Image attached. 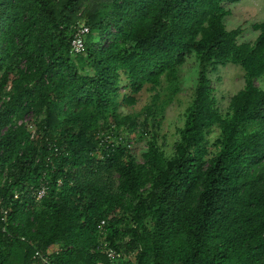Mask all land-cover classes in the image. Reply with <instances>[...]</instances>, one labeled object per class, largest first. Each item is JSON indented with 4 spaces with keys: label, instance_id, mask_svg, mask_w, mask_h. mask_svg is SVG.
<instances>
[{
    "label": "trees",
    "instance_id": "1",
    "mask_svg": "<svg viewBox=\"0 0 264 264\" xmlns=\"http://www.w3.org/2000/svg\"><path fill=\"white\" fill-rule=\"evenodd\" d=\"M239 1L0 0V264H38L37 250L55 264H264V21L239 43L224 23ZM191 55L198 79L168 154L162 121ZM227 64L244 87L223 111L211 75ZM146 86L151 103L122 113ZM101 221L119 261L98 251Z\"/></svg>",
    "mask_w": 264,
    "mask_h": 264
},
{
    "label": "rangeland",
    "instance_id": "2",
    "mask_svg": "<svg viewBox=\"0 0 264 264\" xmlns=\"http://www.w3.org/2000/svg\"><path fill=\"white\" fill-rule=\"evenodd\" d=\"M231 14L224 19L227 30L232 31L241 27L243 33L238 38L239 43L254 42L258 32L253 29L255 23L264 21V0H240L237 3L226 4ZM180 92L174 101L167 107L162 121V139L165 150L168 154L173 152V147L178 139V129L184 123L183 114L190 103L198 79V61L195 55L187 58L184 65L179 68ZM212 85L215 88V96L218 106L225 111L229 104V99L244 87V75L242 70L233 64L221 66L219 70L211 75ZM257 85L264 88V82L256 81ZM127 91L120 89L123 95ZM152 93L146 86L135 96L137 102L133 106H128L119 100V110L122 113H138L151 103ZM164 97V94L162 95ZM132 154L137 157L138 162H143V154L147 150L146 140H139L136 137L131 141Z\"/></svg>",
    "mask_w": 264,
    "mask_h": 264
},
{
    "label": "built area",
    "instance_id": "3",
    "mask_svg": "<svg viewBox=\"0 0 264 264\" xmlns=\"http://www.w3.org/2000/svg\"><path fill=\"white\" fill-rule=\"evenodd\" d=\"M90 29L85 25H80L71 40V49L74 54H80L85 50L86 45V37L89 34ZM30 119V116H26L23 120H20L18 122L19 125H22L23 123L28 122ZM30 131L34 135V129L32 126H29ZM47 160H50L47 158ZM5 176V174H4ZM46 172L43 173V176L41 177V181L39 185H32L28 187L27 189V195L31 197L32 200L35 202H40L44 198L47 197L49 193V184L46 180ZM5 181V179H4ZM62 182L58 181V185H61ZM24 193V192H23ZM22 193L16 191L15 192V198H19ZM1 202V198H0ZM6 214V212H4ZM106 221H101L98 225V230L100 232V240L98 245V251L105 254L107 258L110 261H119L122 259L124 255L123 250H117L114 247H111L106 239ZM24 240V238H22ZM34 261L38 264H55L53 263V260L49 254H46L40 250H37L33 256Z\"/></svg>",
    "mask_w": 264,
    "mask_h": 264
}]
</instances>
